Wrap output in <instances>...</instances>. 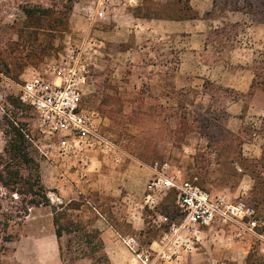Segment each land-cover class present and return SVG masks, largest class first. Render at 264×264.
<instances>
[{"label": "rangeland", "instance_id": "1", "mask_svg": "<svg viewBox=\"0 0 264 264\" xmlns=\"http://www.w3.org/2000/svg\"><path fill=\"white\" fill-rule=\"evenodd\" d=\"M129 1L94 25L92 36L98 47L85 55L86 80L81 87L82 109L99 116L101 134L117 150L94 154L86 173L80 156L59 157L54 148L59 137L43 135L33 111L14 109L13 90L0 83V152L6 142L5 111L26 124L52 204L79 202L81 210L71 213L84 223H93L97 210L120 235L122 248L119 256L111 252L112 259H134L133 264H246L254 249L264 257V207L257 204L255 195L264 179V120L255 116L264 110V89L237 90L219 83V76L227 73L231 83H247L254 67L264 76V12L229 10L211 18L206 15L215 14L214 0ZM28 2L54 7L58 14L28 21L20 9ZM185 2L198 19L180 20ZM66 3L0 0V67L8 64L12 69L11 74L4 69L0 73L15 82H25L34 70L47 77L48 66L67 50L82 47L89 31V0H73L70 14L63 17L59 12L65 11ZM138 8L143 9L140 18ZM35 34L49 50L29 57L28 45ZM16 61L27 65L20 71L13 65ZM165 163L215 199L242 200L254 208L257 233L263 238L224 222L196 236L184 231L175 234L173 227L182 222L175 192L161 194L153 209L143 208L144 195L137 198L123 188L113 196L117 184L127 180L113 171L124 172L134 164L141 173L139 181L146 185L150 168ZM7 203L14 204L10 199ZM14 234L16 238L6 245L8 264H48V259H61L51 209L31 211ZM72 238L61 241L67 260L72 256L68 248ZM130 239L138 243L141 258L128 246ZM188 239L194 242L193 248L190 243L185 248ZM163 251L172 261L160 258Z\"/></svg>", "mask_w": 264, "mask_h": 264}, {"label": "built area", "instance_id": "2", "mask_svg": "<svg viewBox=\"0 0 264 264\" xmlns=\"http://www.w3.org/2000/svg\"><path fill=\"white\" fill-rule=\"evenodd\" d=\"M129 4H132V0ZM121 5H127L126 0H89L86 8L89 31L82 47L67 50L57 63L48 66L45 73L47 77L34 70L25 82H15L0 73V83L6 89L13 90L11 96H15L35 113L41 133L49 139L59 137L60 141L54 147L59 157L80 156L79 161L83 169H86V173L90 172L93 165L94 154H107L117 150L101 134L99 116L82 109L81 87L86 80L85 55L87 57L90 50L98 47L97 39L92 36L93 27L97 22L107 20V15L115 12ZM90 45L92 47H88ZM7 96L4 101L7 100ZM150 169L153 176L146 187L143 208L149 206L153 209L161 194L175 192L177 208L182 216L181 224L173 227L175 234L184 231L196 236L203 229H208L217 222H224L236 223L244 231L263 238L257 233L259 224L255 209L244 201L230 203L220 198L215 199L195 183L183 179L180 173L172 172L166 163L155 164ZM187 242L185 248L189 243V248H193L192 239H188ZM127 244L134 254L141 258L142 255L137 253L139 245L136 240L130 239ZM175 254L178 257L180 251ZM160 258L171 261L173 259L165 251Z\"/></svg>", "mask_w": 264, "mask_h": 264}, {"label": "trees", "instance_id": "3", "mask_svg": "<svg viewBox=\"0 0 264 264\" xmlns=\"http://www.w3.org/2000/svg\"><path fill=\"white\" fill-rule=\"evenodd\" d=\"M177 3L183 4L181 1ZM72 5L73 0H67V3L63 5L65 11L59 12V14L63 17L68 16L72 10ZM184 5L185 11L180 20L198 19V15L194 13L189 3L185 2ZM20 9L26 19L32 22L38 18L50 19L58 14L54 7L49 8L32 2L20 5ZM256 9L261 11H256ZM142 10V8H138L136 11L138 18H140ZM229 10L248 13L264 12V0H214L213 12L215 14L208 13L206 16L211 18L215 15L223 16ZM31 38L32 41L28 45L30 48L28 55L38 53L43 55L49 50L47 44L39 43L37 34ZM13 65L15 69L21 71L27 63H17L16 61ZM9 66L5 64L4 68L0 67V70L4 69L11 74L12 69ZM253 72L255 78L252 89L255 87L264 89V76L260 75L257 67H254ZM12 102L17 111L32 112L30 107L23 105L18 99H14ZM2 119L6 126V129L2 130L6 142L3 151L0 152V189L4 190V194L0 193V264H8L7 259H4L7 254L6 245L16 238L15 229L22 227L31 211L37 208L51 209L55 236L62 260L61 264H80L81 261L86 260L90 264H112L100 232L93 228V223L77 221L71 213L72 211H80L83 205L77 201H72L67 205L52 204L48 190L42 181L41 166L36 157L37 149L34 147L30 132L25 128L26 124L10 118L6 112ZM261 161H264V153ZM256 163L260 164L261 162L257 161ZM259 187L255 193L256 202L264 207V179L260 182ZM7 199H10L14 204L7 203L5 205ZM66 236H73L68 241L70 256L72 255L69 260L65 259L61 243ZM246 264H264V257L260 256L259 251L254 249L248 254Z\"/></svg>", "mask_w": 264, "mask_h": 264}, {"label": "crops", "instance_id": "4", "mask_svg": "<svg viewBox=\"0 0 264 264\" xmlns=\"http://www.w3.org/2000/svg\"><path fill=\"white\" fill-rule=\"evenodd\" d=\"M228 75H230V74L227 73V74L222 75L221 77L219 76V79H220L219 83H222L227 87L236 88L237 90H240V89L244 88L245 86H247L246 87L247 90H250L252 88V84H253V81L255 78L254 74L252 75L253 77H251V79H247V83L246 82L241 83L240 81L231 83V81L229 79L230 77ZM240 110H242V108ZM240 115L241 114H239L238 116H240ZM238 116H235L236 120H239V121L244 120V118H241ZM255 116H257L258 117L257 119L260 120V122H262L264 120V110L260 111V113H258V115H255ZM262 152L263 151L261 148V154L260 155H262ZM134 170H135V172H134ZM149 171H150V175H148V176L152 178L153 173H152L151 169ZM130 173L133 174V176H130ZM112 174H114V176L116 174L120 175V178L121 177L124 178V176H127V180H125V179L121 180V186L119 184H117V187H115V189L113 188L114 192H115L113 194L114 197H117L123 188V189L127 190L129 193H131L135 196L137 195V198H139L140 196L144 195L145 186L147 185V183L151 179L150 178L146 181V185L141 184L142 182L139 181L140 179L137 175V174H141V173L138 172V167L134 164H130L129 169L128 170L126 169L124 172L117 173L116 171H113ZM118 180H119V178H118ZM124 180H125V182H123ZM143 185H144V187H143ZM94 186H96V184H94ZM95 211H96V218L93 221V228L100 232L101 238H102V240L106 246V251L111 258L112 264H133L132 262L134 259H112L111 252L115 253L116 255L119 256L118 250L119 249L121 250V248H122L121 247L122 245H118V243L121 239L120 235H118V233L112 228V226H110V224L107 222V220L104 218V216L102 214H100L97 210H95ZM128 250L133 255V253L130 251V249H128ZM48 260H50V262H48V264H61L62 263L61 259H48ZM115 260H117V262ZM86 264H89V261L86 260Z\"/></svg>", "mask_w": 264, "mask_h": 264}]
</instances>
